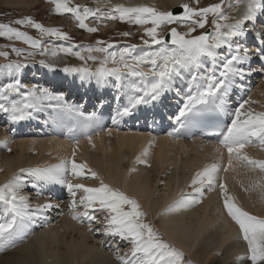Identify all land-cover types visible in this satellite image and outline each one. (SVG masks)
Masks as SVG:
<instances>
[{"label":"snow or ice","instance_id":"6c2138e0","mask_svg":"<svg viewBox=\"0 0 264 264\" xmlns=\"http://www.w3.org/2000/svg\"><path fill=\"white\" fill-rule=\"evenodd\" d=\"M195 2L198 4V0ZM53 3L57 14H72L78 26L88 32L98 31L97 27L86 23L89 18L101 21L118 19L143 27L144 35L141 40L148 50L141 49L137 52L138 46L131 44L118 51H110L114 44L105 41H97L94 47L89 46L87 56L73 52L76 45L59 48L60 52L74 54L85 62L100 60L95 70L86 66L63 69L65 73L79 74L82 81L94 79L98 86L105 87L110 78H115L117 82H121L126 76L134 78L127 85L120 83L117 89L124 102L116 106L111 117L114 125L124 117L133 116L142 105L163 106L167 94L175 87L176 79L187 73L188 80L183 93L177 91V95L181 96V103L178 112L171 117L175 126L168 132V136H178L182 130L196 123L218 120L221 115L230 117V123L225 128H216L210 133L222 137L220 144L227 148L229 166L235 156L254 169L264 172V160H256L243 153L246 144L252 143L253 139L264 147V111L256 112L246 108L251 102L250 98L239 101L234 109L228 103L234 89L244 90L246 78L254 74L264 75V0H235L236 4L245 5L238 18L225 15L222 10L224 0L205 7H194L184 2L168 11L147 5L118 4L112 7V15H101L102 9L99 7L92 9L81 5L70 6L68 0H53ZM210 15L211 30L195 34L197 29H205L209 24ZM12 23L21 26L27 24L39 30L41 36L70 40L68 34L59 28L45 27L31 17L19 18ZM173 24L185 25L187 30L179 31L177 27H169L166 33L160 30L163 26ZM121 35L129 36L131 33L123 32ZM0 37L23 40L32 48L39 49L42 55L50 51L44 48L42 41L12 27L11 23H0ZM14 51L19 55L23 50L14 48ZM93 52L106 55L101 59L92 55ZM0 55L7 56V53ZM52 55H56V51H52ZM39 63L49 69L53 67L44 60ZM109 64L112 66L109 67ZM26 67L27 63L19 61L0 65V69L13 75L8 82L0 84V113L6 114L13 123L32 119L35 113L45 108L83 115L81 106L68 103L63 94L53 93L36 85H22L19 75ZM210 111L215 115L209 116ZM95 115L90 114L88 119L93 120ZM108 131L111 134V130ZM88 140L91 143L90 135ZM153 142L154 138L148 143L151 145ZM7 144V139L0 140V145L7 147ZM148 154V149H143L136 162L148 165V160L141 158ZM218 170L219 165L214 162L197 171L191 180L192 191L182 193L166 210L174 211L200 203L205 188L211 191L218 186L223 195V207L238 226V239L245 245L244 251L233 257L232 264H264V217L253 215L235 202V197L229 193L226 184L217 181ZM224 170L227 171L228 168ZM69 175L76 178L88 175L99 178V174L90 169L86 162L78 163L73 152L70 160L62 159L57 164L20 168L11 178L0 183V203L4 205L5 215L0 222V252L14 247L18 239L27 235L26 221L34 222L43 212L60 208L59 204L50 199L34 205L30 202L31 197L24 194L23 190L30 187L36 189L38 197L42 196L40 184L45 182L66 187L71 196L68 208L73 219L100 223L94 213H106L101 224L103 234L119 237L121 241L130 244L127 252L120 253L117 249L116 259L120 264H192V261L186 259L183 249L165 239L162 233L147 222V213L142 210L137 198L105 183L103 179L99 180L98 186H87L74 183L68 178ZM253 187L260 188L264 193V184L259 181ZM80 191L84 194L77 199V192ZM89 230L94 229L90 227Z\"/></svg>","mask_w":264,"mask_h":264},{"label":"bare ground","instance_id":"6f19581e","mask_svg":"<svg viewBox=\"0 0 264 264\" xmlns=\"http://www.w3.org/2000/svg\"><path fill=\"white\" fill-rule=\"evenodd\" d=\"M41 1L44 0H0V4L9 8H18L17 10L20 11L25 9L28 11V9L37 8ZM190 1L99 0L98 2V0H95V3L100 4L98 5L99 8H104V11L109 13L112 7L118 4L125 6L147 5L168 11L170 7L174 9L177 5L184 2L189 3ZM49 2L50 5L53 4V0ZM68 2L70 6L74 5L75 2L88 4V0H68ZM228 3L229 7H235L233 0ZM244 8L245 6H241L240 10L236 12L237 7H235V10L227 16L238 18ZM57 20L68 26L70 30L74 25H77V20L69 13H64ZM95 23L92 22V24ZM116 24V20L106 19L98 26L103 33L108 28L116 27ZM169 27H177L179 31L182 30L181 25L173 24L163 27L165 33ZM137 30L141 36L144 35L143 27L138 26ZM87 33L90 36L88 39L91 41L90 45H76L71 40L48 37L43 42V46L50 51L43 55L39 49L32 48L23 40L0 37V53H7V56L0 55V65L17 61L27 63L28 67L23 69L19 75V79L24 86L36 85L40 88L59 92V88L63 87L62 81H65L63 83L67 85L69 81L76 82L77 80L80 84L76 85H81L85 81L80 79L79 74L63 71L65 67H71L72 65H68L66 56L60 55L59 48L61 46L76 45L77 47L73 50L84 55L83 50L85 47L96 46L92 40L98 35V33L95 35H92V32ZM15 44L17 46L14 48L23 51L19 55L14 51V56L11 57L7 51V45L12 47ZM131 44H135V42L127 40V42L124 41L115 45L110 51H118L119 48ZM137 46V52L141 49L148 50L143 43ZM24 51L34 53V55L26 56L23 54ZM52 51H56V55H52ZM99 53L93 52L92 55L100 58ZM41 60L46 61L53 67L49 69L42 66L39 63ZM99 62V59L94 62L79 60L72 67L86 66L95 70ZM108 66L111 67L112 65L109 64ZM37 70H39L41 77L47 78V82L41 83L38 81L40 75H37ZM4 71L0 69V77L4 76ZM254 75L255 78L252 82H255L251 86L247 97V99L250 98L251 102L245 107L260 112L264 111V78H259L260 74ZM133 79L126 76L121 82H117L115 78H110L108 85L105 87L98 86L94 79L86 82L89 88L101 90L98 92L97 97L95 95V101L98 105H103H100L102 109L104 108L107 112H110V108L115 111V107L124 102L121 93L117 91L120 83L127 85ZM9 80V78L3 77L0 84ZM187 80V73L182 74L176 79L173 91L168 93L180 98H175V100H179L174 102L176 108H179L181 103V96L177 95V91L183 93ZM256 82L261 83L254 86ZM54 84H56L55 88L53 87ZM70 86L68 84L67 87ZM245 89L244 86L243 91L240 89L233 90L228 101L231 107L234 104V93H237V90L240 91L236 99L241 101L245 98ZM103 92H105L104 96L107 98V103L103 101L104 96L100 97ZM118 96L121 98L116 99ZM110 97L111 100H109ZM171 101L173 100L170 99ZM239 101H235V106ZM67 102L70 103L69 100ZM112 104L114 106H111ZM158 106H140L133 116L122 118L114 128H110L111 134L107 129L105 132L91 136L81 127L76 131L75 140L77 141L69 140L68 137L60 140L62 139L61 132L64 131L66 113H64V118H61V126L54 124L51 118L48 127L44 131L48 132L46 134H55L57 138H47L46 140H30L27 138L26 140L21 139L19 142L8 141L7 147L0 145V183H4L11 178L20 168L57 164L62 159H72L73 152H75V160L78 163L86 162L90 169L99 174V178H92L90 175L76 178L69 175L68 178L74 183L98 186L99 180L103 179L105 183L137 198L142 210L147 213L145 218L147 222L162 233L165 239L171 241L176 247L183 249L186 259L192 261V264H232L233 257L237 253H242L245 245L238 239V226L227 215L223 207V195L218 186L211 191L205 188L200 203L174 211H167L166 209L173 205L182 193L192 191L190 184L197 171L202 170L205 165L215 162L219 165L216 174L217 181H223L226 184L229 193L235 197V202L253 215L264 217V193L260 188L253 187L257 181L264 184V172H261L258 168L254 169L244 161L236 159L235 156L229 166L227 148L221 145L220 142H206L202 139L178 142L177 137L179 135L168 136V133L152 135L140 131L141 128L136 126L138 121L142 119L140 113L155 112L154 108L162 110L165 107V105L159 108ZM48 109L53 110L51 108L43 110ZM56 112L55 117L59 118L61 112ZM2 114L0 113V116ZM43 117H47V114H44ZM227 119L230 121V117ZM5 120V116H3L0 129L6 128ZM22 128L24 133L21 130L22 133L20 134L25 135L30 132V130L27 131L25 126ZM17 134L19 133L15 135ZM89 135L92 137L91 143L88 140ZM152 138H154V142L149 145L148 142ZM0 140L4 139L0 137ZM9 148L11 151H8ZM145 148L148 149L149 154L147 157L141 158L147 159L150 166L136 162L137 156H141ZM243 153L250 158L264 160V147L255 139L252 143L246 144ZM225 168H228V170L225 171ZM131 169H135V171H131ZM49 185L55 188L52 192L45 190L48 185L41 182L40 189L43 195L38 199L35 197L37 196L36 189L29 187L23 191L24 194L35 197V199L31 198L30 201L34 205L44 203L45 199H50L51 202L59 204L60 208L49 209L37 216L34 226L31 224L26 225L27 235L22 239H18L14 247H9L0 252V264H120V261L116 259L117 249L120 253L127 252L130 244L121 241L119 237L103 234L101 224L106 213L103 211L94 213L100 223H90L87 219H73L68 208L71 196L66 187L52 183ZM245 189L249 190L245 191ZM83 194L82 191L77 192V199ZM0 205L4 210V205L2 203ZM3 210H0V222L5 218ZM79 211H83V209H79ZM90 227L94 230L90 231ZM95 229L100 230L95 231Z\"/></svg>","mask_w":264,"mask_h":264},{"label":"rangeland","instance_id":"374dc122","mask_svg":"<svg viewBox=\"0 0 264 264\" xmlns=\"http://www.w3.org/2000/svg\"><path fill=\"white\" fill-rule=\"evenodd\" d=\"M50 0H44V1H41V3L38 5L37 8H31V9H28V11L25 10H17L18 8H9L8 6H3L2 4H0V23H11V26L12 27H16V28H19L21 31H24L26 33H28L29 36L35 38V39H38L40 41H42V43L48 38V37H52V36H48V35H43L41 36L39 30L37 29H33V27L29 26V25H23V26H18V24H15V23H12L14 22L15 20L19 19V18H23V17H31L33 18L35 21L43 24L45 27H57L59 28L61 31L65 32L68 34V36L70 37V40L73 41L72 43L73 44H91L88 39H89V35H88V31L85 30V29H81L79 26H78V22L77 25H74L73 28H70L64 24H62L60 21H58L57 19H59V17L63 14H57L54 10V3L52 5H50ZM234 3H235V0H233ZM220 0H198V4L195 2V0H191L189 3L192 4L194 7H205L207 6L208 4H212V3H219ZM230 0H224V3L222 5V10H224V13L225 15H228L230 14L232 11L235 10V7H237L236 9V12L237 10H240V7H244L245 5L243 3L241 4H236L235 3V7H229V3ZM89 3V1H88ZM95 3V2H94ZM2 5V6H1ZM74 5H79V4H75ZM72 5V6H74ZM96 5H100V4H85V5H81V6H87L89 8H92V9H96ZM177 7V6H176ZM175 8V7H174ZM162 11H164L163 8H158ZM173 8L170 7L169 10H172ZM111 13V12H109ZM108 12H105L104 11V8L102 9L101 11V15H109ZM70 14V13H69ZM112 15V14H110ZM70 16H72L74 18V16L72 14H70ZM211 15L209 16V24L206 25L205 29H197V32L196 34H199L200 32H204V31H209L210 28H212V25H211ZM92 22H96L95 24H92ZM104 20H98V19H93V18H89L88 20H86V23L89 25V26H92V27H97L98 28V31L96 32H92V35L94 34H97L94 39L92 40V42H96L97 41H105V42H108V43H112L115 45H118L119 42L122 43V42H127V40L129 41H133L135 42V45H139L142 42L141 40V35L138 33V25H134V24H129V23H126V22H121L120 20L116 19V27L114 28H108L105 32H101L100 28H99V24L103 23ZM75 26H77L75 28ZM164 27V26H163ZM161 28L160 30L162 32H165L164 31V28ZM187 26L185 25H181V31H186L187 29ZM73 29V31H72ZM207 29V30H206ZM123 32H130L131 35L129 36H123L121 35V33ZM15 39V38H14ZM17 40V39H15ZM117 43V44H116ZM17 46L16 44L12 47H10V45H7V51L10 53V56H14V47ZM88 47H85L83 52H84V55L87 56L88 55V52H87V49ZM33 51V50H32ZM73 52H77V51H74ZM26 56H28L29 53H27L26 51H24V53ZM64 55L67 57L66 61L68 63V65H72L79 61L80 59L75 56L74 54L70 55V54H66V53H63V52H60V55ZM95 54V53H94ZM100 54V58L102 59L106 54L105 53H99ZM24 55V56H25ZM91 62H94L92 60H90ZM259 78L261 77L262 79L264 78V75H260L258 76ZM262 82V81H261ZM261 82H256L255 83V86L259 85Z\"/></svg>","mask_w":264,"mask_h":264}]
</instances>
